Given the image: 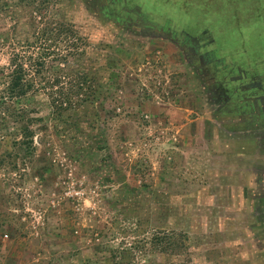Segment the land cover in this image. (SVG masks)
Returning a JSON list of instances; mask_svg holds the SVG:
<instances>
[{"label":"rangeland","instance_id":"1","mask_svg":"<svg viewBox=\"0 0 264 264\" xmlns=\"http://www.w3.org/2000/svg\"><path fill=\"white\" fill-rule=\"evenodd\" d=\"M132 1L163 27L193 32L207 25L221 53L242 61L264 55L252 48L262 42L264 0H214L208 8ZM102 4L60 1V14L87 39V64L103 65L101 81L117 73L113 80L120 85L114 92L106 85L112 94L96 104L104 136L91 137L94 153L75 152L67 136L53 131L41 88L15 102L43 118L33 125L32 154L10 145L12 127L0 109V264H100L89 263L92 254L120 244L134 264H264L262 136L229 133L237 125L211 115L200 80L177 47L119 23L114 6L103 11ZM10 24L0 14V36L9 34ZM14 43L0 41V68ZM68 45L58 39L46 61L65 52L71 60L76 51ZM5 101L7 108L14 104ZM89 127L82 123L91 134ZM109 174L114 181H107ZM126 185L145 199L134 203ZM119 206L128 211L119 214ZM158 231L180 236L179 259L144 245Z\"/></svg>","mask_w":264,"mask_h":264},{"label":"trees","instance_id":"2","mask_svg":"<svg viewBox=\"0 0 264 264\" xmlns=\"http://www.w3.org/2000/svg\"><path fill=\"white\" fill-rule=\"evenodd\" d=\"M60 1L0 0V14L9 16L11 21L8 28L9 34L4 37L0 36V41L2 43H7L11 39L15 41L10 48L6 66L0 68L3 71L0 74V83H2L0 109L6 110L7 125L10 127L11 124L12 127V129L8 128L11 135L10 145L21 147L23 152L28 155L32 154L34 149L33 125L43 118L30 115L25 109L16 106L15 102L28 97L34 91H39L40 88L43 89V92L47 93L49 117L53 131L63 138L67 136V140H71L75 152L86 151L91 155L94 153V149L88 146L91 137L98 135L103 138L104 136L99 131L101 115L100 111L95 108L96 104H105L102 101L112 94L110 88H105L106 85L111 86L113 92L120 86L119 82L113 80V76L117 73H112L111 82L101 81L104 79L101 75L103 65L95 67L91 62L90 65L87 64L86 55L88 52L84 48L87 39L73 21L60 14V8L63 6H60ZM210 1L214 0H195V2L178 0V3L183 7L198 3L200 7L208 8ZM101 9L104 11L106 8L102 6ZM53 14L57 19L52 18ZM119 21L122 22L121 19ZM58 39H63V42L68 41L69 50H71L70 47H73L76 55L69 60L67 52H65L58 58L51 57L46 61V57L50 53L47 49L52 44L55 45ZM45 43L47 47H44ZM5 69L6 71H4ZM36 78L40 81L38 82ZM61 79H65V83ZM5 99L14 104L7 108ZM82 123L90 126L91 134L82 128ZM96 127L98 130L94 131ZM18 136L19 138H17ZM100 146L101 144L97 145L98 148ZM4 163L5 155H0V165ZM106 179L110 182L114 181L110 174L106 176ZM124 189L129 191L128 194L134 198V203L145 199L143 195L140 199L138 198V195L142 193L139 194L135 188L131 189L126 185ZM141 189L147 190V188ZM118 211L119 214H122L121 212L128 211V206L125 208L119 206ZM144 245L148 246V250L156 249V251L165 252L167 255L176 253L174 259L183 252V242L180 236H172L160 231L149 238ZM99 254L93 253L89 263L96 261L100 264H134L130 261L132 259L130 249L121 244L114 248L109 247L106 253L104 251ZM168 264L197 263L186 259L170 261Z\"/></svg>","mask_w":264,"mask_h":264},{"label":"flooded vegetation","instance_id":"3","mask_svg":"<svg viewBox=\"0 0 264 264\" xmlns=\"http://www.w3.org/2000/svg\"><path fill=\"white\" fill-rule=\"evenodd\" d=\"M117 1V4L114 2ZM103 6H114L116 20L140 32L162 36L181 52L199 80L201 98L212 105V116L220 117L229 126V133L251 136L255 132L264 141V55L242 61L221 53L215 46L212 30L208 27L193 32L165 26L150 19L149 12L132 0H100ZM120 14V15H119ZM264 25V16L261 18ZM262 42L254 48L264 53V27L258 31ZM255 50V49H254ZM250 62L255 64V67ZM262 144V142L260 143Z\"/></svg>","mask_w":264,"mask_h":264}]
</instances>
